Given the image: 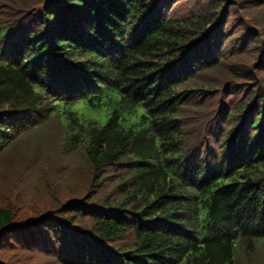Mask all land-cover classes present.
Segmentation results:
<instances>
[{"label": "trees", "instance_id": "trees-1", "mask_svg": "<svg viewBox=\"0 0 264 264\" xmlns=\"http://www.w3.org/2000/svg\"><path fill=\"white\" fill-rule=\"evenodd\" d=\"M177 1L0 0V153L57 117L91 165L82 198L22 219L1 207L0 245L50 243L61 264H236L264 241V90L207 143L181 117L212 94L188 83L224 57L235 1L174 16ZM240 38L264 44L249 26Z\"/></svg>", "mask_w": 264, "mask_h": 264}, {"label": "rangeland", "instance_id": "rangeland-1", "mask_svg": "<svg viewBox=\"0 0 264 264\" xmlns=\"http://www.w3.org/2000/svg\"><path fill=\"white\" fill-rule=\"evenodd\" d=\"M221 1L224 0H178L172 15H195ZM234 1L224 27L227 35L224 57L219 65L202 70L188 83L212 91V94L208 92L210 96L196 95L181 113L188 137L194 144L215 138L213 132L224 127L225 117L232 110L251 101L250 93L258 88L264 90V44L257 49L251 43L241 44L240 38L244 27L248 26L264 37V4L260 5V0ZM239 68L252 70L256 79L239 78L234 74ZM77 108L91 116H102L82 102ZM103 118L105 122V116ZM63 139L62 125L59 118L54 117L50 122L22 131L10 147L0 153V208L9 205L18 219L35 217L91 191V165L83 148L69 151ZM113 187V184L106 185L99 195L111 192ZM42 230L44 227L40 226L38 235ZM133 241L132 236H127L121 242ZM11 243L3 241L0 245V264H61L50 243L43 251L24 249L20 242ZM240 257L236 264H264V241L252 254Z\"/></svg>", "mask_w": 264, "mask_h": 264}]
</instances>
